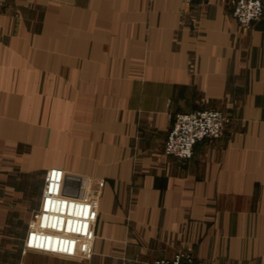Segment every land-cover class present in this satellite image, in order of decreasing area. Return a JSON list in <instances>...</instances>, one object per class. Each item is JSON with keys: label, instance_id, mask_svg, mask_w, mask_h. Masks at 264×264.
<instances>
[{"label": "crops", "instance_id": "crops-1", "mask_svg": "<svg viewBox=\"0 0 264 264\" xmlns=\"http://www.w3.org/2000/svg\"><path fill=\"white\" fill-rule=\"evenodd\" d=\"M203 109L223 135L164 155L172 117ZM52 168L104 182L82 263L22 247ZM176 254L264 264V12L244 29L230 0H0V264Z\"/></svg>", "mask_w": 264, "mask_h": 264}, {"label": "built area", "instance_id": "built-area-1", "mask_svg": "<svg viewBox=\"0 0 264 264\" xmlns=\"http://www.w3.org/2000/svg\"><path fill=\"white\" fill-rule=\"evenodd\" d=\"M186 6L197 1L200 5L210 0H182ZM233 18L241 28H249L263 16L261 0H230ZM229 118L219 110L203 109L188 113H177L163 142V153L184 163L191 158L196 143L220 138ZM67 175L57 168L49 169L44 178V191L40 213L35 220L37 231L28 236L32 248L64 256H88L92 254L95 235L92 230L97 214V205L91 199L88 188L90 179L78 178L77 186L70 182L64 186ZM104 182L98 180L97 186ZM65 189V190H64ZM50 202V209L47 203ZM60 206L59 211L52 210ZM49 209V210H48ZM142 264H192L177 254L171 259H157Z\"/></svg>", "mask_w": 264, "mask_h": 264}, {"label": "rangeland", "instance_id": "rangeland-1", "mask_svg": "<svg viewBox=\"0 0 264 264\" xmlns=\"http://www.w3.org/2000/svg\"><path fill=\"white\" fill-rule=\"evenodd\" d=\"M215 110V109H214ZM175 159V158H174ZM177 160V159H176ZM45 175H46V172H45V174H44V177H43V183H44V178H45ZM97 182L98 181H96V183H95V185L93 184H91L90 185V187L88 188V191H89V194L90 195H93L92 193L94 192V190H96V188H97V190L98 189H101V188H99L98 186H97ZM79 183H80V181H79ZM91 183V182H90ZM45 185V183L43 184V186ZM96 186V187H95ZM43 191H44V187H43ZM42 197H43V192H42V195H41V197H40V201H39V206H38V208L36 209V212L33 214V220H32V222L30 223V224H28L27 225V233H26V238L24 239V244H23V246L22 247H26V248H30V247H32L31 246V244H32V242L30 241L29 242V240H28V236L32 233V232H36L37 231V229H36V223H35V220L37 219V216L39 215V213H40V208H41V202H42ZM39 251H42V250H39ZM43 253H46V254H54V255H56V256H58V257H60L62 260H78V262L79 263H82V262H84V261H87V259L89 260L90 259V257H91V254L90 255H88V256H80V257H73V256H64V255H60V254H55V253H52V252H48V251H42ZM177 255V254H176ZM180 255V254H179ZM175 256V255H174ZM173 256V257H174ZM142 264V263H141ZM193 264V263H192Z\"/></svg>", "mask_w": 264, "mask_h": 264}, {"label": "water", "instance_id": "water-1", "mask_svg": "<svg viewBox=\"0 0 264 264\" xmlns=\"http://www.w3.org/2000/svg\"><path fill=\"white\" fill-rule=\"evenodd\" d=\"M70 182H74V184L77 186L79 180L77 177H66L64 180V186L67 187Z\"/></svg>", "mask_w": 264, "mask_h": 264}]
</instances>
